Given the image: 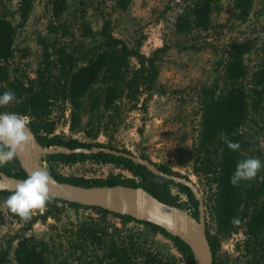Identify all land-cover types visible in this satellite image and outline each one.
I'll use <instances>...</instances> for the list:
<instances>
[{
  "label": "trees",
  "instance_id": "1",
  "mask_svg": "<svg viewBox=\"0 0 264 264\" xmlns=\"http://www.w3.org/2000/svg\"><path fill=\"white\" fill-rule=\"evenodd\" d=\"M109 1L113 2V11L119 14H126L133 2ZM224 1L230 2L234 13L231 21L233 24L245 21L255 0H182L174 18L172 35L181 40L211 30L214 27L212 16L221 11ZM1 2L2 0L0 9L3 7ZM92 2L94 1L77 0V22L70 23L61 19L68 9L66 0H49L51 16L57 23L48 24L47 34L38 37L41 56L35 79L28 78L20 67V61L25 58L27 50L15 46L17 30L23 28L32 11V0H18L13 12L5 11L0 14V95L11 90L16 96L12 104L0 107V113L12 112L29 117L28 127L43 147L64 146L73 149L101 146L115 149L93 141L80 142L74 138L53 135L54 122L49 116L58 101L69 105L68 129L75 132L80 125L82 113L88 114L90 125L92 119L115 111L123 98L131 104V108H135L140 96L146 94L138 107L145 111L144 105L148 97L153 92H158V63L169 49L166 41L145 56L139 50L143 38L133 41L131 45L115 38L111 33L109 19L100 16L99 29L93 31L91 23L85 17L87 6L93 7ZM93 8L97 10L96 7ZM214 51L216 57L218 53ZM131 61L135 63L134 66H131ZM196 99L198 126L192 148L185 151L183 159L186 164H190L191 173L199 177L205 187L203 203L210 223H206V236L212 252V264H220L216 259L220 242L239 230L244 237L242 250L247 258L244 264H264V169L250 182H241L238 187L230 184V177L238 161L255 157L264 163V153L262 155L261 150L254 149L251 137L245 132L247 123L257 124L254 121L255 115L264 117V37L261 40L255 38L231 41L221 49L214 62L212 82L199 88ZM90 128L86 126L83 130L87 138L95 135H91ZM221 133L233 142H239L240 150H229ZM262 139L264 141V129ZM139 157L147 159L143 155ZM43 161L51 176L59 182L83 187H140L159 201L188 211L197 218V202L186 187L155 176L128 159L104 153L53 154L44 156ZM87 161L96 165L111 164L127 171L131 178L110 174L104 179H85L58 172L59 166ZM154 165L164 173L186 178L166 166ZM0 172L19 179L27 178L16 159L0 166ZM173 188L184 196V200L171 194ZM11 194L0 192V197L7 198ZM61 205L74 210H91L101 218L111 215L122 225L135 223L144 228L119 240L114 237L113 229L109 240L105 241L101 235H106V232L99 235L101 229L98 223L83 222L74 232L75 240L69 242L72 253L79 252L77 260L82 255L87 256L91 248L99 246L107 248L106 252L97 258L98 262L89 261L88 264H165L159 252H151L145 247L148 239L160 235L171 243L183 264L192 262L188 247L161 228L96 207L50 198L44 213L32 216L26 222L8 208L6 216L18 223L25 222L23 230L28 231L37 220L44 222L48 217H54ZM234 217L240 220L238 226H233L230 222ZM3 223L4 216L0 213V226ZM211 225L213 233H210ZM106 242L107 246L104 244ZM55 251L50 237L44 240L23 236L16 241L12 261L14 264H51V256H55ZM8 254V247L0 248V264L11 262ZM137 260L141 262L137 263Z\"/></svg>",
  "mask_w": 264,
  "mask_h": 264
},
{
  "label": "rangeland",
  "instance_id": "2",
  "mask_svg": "<svg viewBox=\"0 0 264 264\" xmlns=\"http://www.w3.org/2000/svg\"><path fill=\"white\" fill-rule=\"evenodd\" d=\"M93 1L92 6L97 10L87 6L85 15L93 31L99 29L100 16L109 19L111 33L115 38L129 45L143 38L139 50L145 56L150 55L154 49L162 45L164 40L166 41L169 49L158 63L156 87L159 93L155 91L148 97L144 105L145 111L138 107L146 98V94L140 96L135 108H131V104L123 98L115 111L102 114L103 117L97 116L98 118L92 119L90 125H88L90 122L88 114L82 113L80 125L75 132H70L68 129L69 105L58 101L52 107L49 116L54 122L53 135L74 138L80 142L93 141L118 150H126L135 156L143 155L157 165L166 166L171 171L186 176L197 186L203 198L205 187L201 184V179L191 173L190 164H186L183 159L185 151L192 148L198 126L197 92L201 86L211 84L214 62L220 50L227 44L246 39L261 40L264 37V0H255L245 21L242 23L237 21L233 24L231 21L234 13L230 2L224 1L221 11L212 16L214 27L211 30L181 40L174 37L172 31L174 18L179 12L182 0H133L126 14L113 11L112 1ZM1 3L3 7L0 9V14L5 11L13 12L18 0H2ZM66 3L68 9L61 18L62 21L77 22V0H66ZM50 23L56 25L57 22L51 16L49 0H32L30 16L23 28L17 30L15 39V46L27 50L25 58L20 61V67L30 79L36 77L41 56L38 37L47 34ZM214 50L218 53L216 57ZM130 63L131 66L135 65L133 61ZM263 120V116L255 115L254 121L257 124L247 123L245 128V132L254 143V149L261 150L262 155L264 153ZM86 126L91 127V135L95 133L94 137L85 136L83 130ZM58 172L65 176L85 179H104L110 174L124 178L131 177L121 168L113 165H96L89 161L71 166H59ZM171 194L178 195L184 200V196L178 194L174 188L171 189ZM6 199L0 197V213L4 216V223L0 226V248L8 247V259L11 261L9 264H14L12 251L17 239L23 236L44 240L50 237L53 248L56 249L55 256H51V264H88L89 261L98 262L97 258L102 257L107 248L95 246L90 249L87 256L82 255V258L77 260L76 256L79 252L72 253L69 242L75 240L74 232L81 223H98L101 229L99 235L106 232V235H101L105 241L109 240L113 229H115L113 235L118 240L127 234L134 235L144 230L142 225L135 223L122 225L111 215L101 218L91 210L77 209L73 218L68 211L72 208L61 205L58 206L59 211L54 213V217H48L44 222L37 220L28 231H24L26 221L18 223L6 216V207H4ZM44 211H37L33 216L41 215ZM206 223L210 224L207 216ZM213 232L211 225L210 233ZM243 240L242 231L239 230L220 242L216 253V259L220 264L246 262L247 258L244 257L242 250ZM104 244L107 246V242ZM145 247L151 252H159L165 264H183L171 243L160 235L148 239ZM139 261L137 260V263Z\"/></svg>",
  "mask_w": 264,
  "mask_h": 264
},
{
  "label": "water",
  "instance_id": "3",
  "mask_svg": "<svg viewBox=\"0 0 264 264\" xmlns=\"http://www.w3.org/2000/svg\"><path fill=\"white\" fill-rule=\"evenodd\" d=\"M31 136L33 139L16 158L20 169L27 178L42 167L48 169L43 161V157L46 155H94L104 153L128 159L132 163L144 167L155 176L186 187L197 202V218L181 208L159 201L140 187L123 185L83 187L59 182L52 177L54 183L49 185V196L66 203L100 208L108 213L128 216L136 221L157 226L168 235L178 238L188 247L192 256L191 264H212V252L206 236V215L203 198L197 186L190 179L164 173L153 162L116 149L101 146L73 149L64 146L43 147L32 132ZM23 180L25 179L7 176L0 172V192L12 193L16 185Z\"/></svg>",
  "mask_w": 264,
  "mask_h": 264
},
{
  "label": "clouds",
  "instance_id": "4",
  "mask_svg": "<svg viewBox=\"0 0 264 264\" xmlns=\"http://www.w3.org/2000/svg\"><path fill=\"white\" fill-rule=\"evenodd\" d=\"M15 100L14 92L5 91L0 95V107H6ZM28 125L29 117L27 116L12 112L0 113V166L13 162L33 139ZM221 138L229 150L234 152L240 150L239 142H233L224 133H221ZM262 169H264V163L259 158L242 159L236 164L235 171L230 177V184L238 187L241 182H250ZM52 183L54 180L50 172L42 167L16 185L15 190L4 201V207L17 214L22 220H30L37 211L46 210L50 202L49 185ZM68 211L74 218L75 210ZM230 222L233 226L240 224L239 218L235 217Z\"/></svg>",
  "mask_w": 264,
  "mask_h": 264
},
{
  "label": "flooded vegetation",
  "instance_id": "5",
  "mask_svg": "<svg viewBox=\"0 0 264 264\" xmlns=\"http://www.w3.org/2000/svg\"><path fill=\"white\" fill-rule=\"evenodd\" d=\"M116 150H118V149H116ZM119 151H121V150H119ZM122 152H126V153H129V154H132V153H130V152H128V151H122ZM134 155V154H133ZM139 157V156H138ZM141 158V157H140ZM145 159V158H144ZM105 165H111V164H105ZM125 178H131V177H125ZM187 178V177H186Z\"/></svg>",
  "mask_w": 264,
  "mask_h": 264
}]
</instances>
